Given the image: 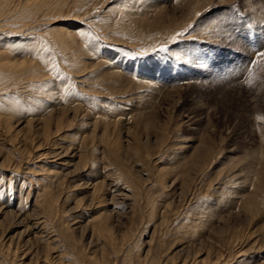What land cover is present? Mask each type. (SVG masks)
Segmentation results:
<instances>
[{"label": "rangeland", "instance_id": "obj_1", "mask_svg": "<svg viewBox=\"0 0 264 264\" xmlns=\"http://www.w3.org/2000/svg\"><path fill=\"white\" fill-rule=\"evenodd\" d=\"M261 52L264 0H0V264H264Z\"/></svg>", "mask_w": 264, "mask_h": 264}, {"label": "snow or ice", "instance_id": "obj_2", "mask_svg": "<svg viewBox=\"0 0 264 264\" xmlns=\"http://www.w3.org/2000/svg\"><path fill=\"white\" fill-rule=\"evenodd\" d=\"M179 37L186 38V34H185V33H178V34H177V38H179ZM174 39H176V38H174ZM159 51H161V52H167L168 49H166V48H161V49H159ZM259 57H260V60H259V61H254V62L252 63V65H251V67L249 68V78H250V79H251V77H252V75H253V71H254V69H255L260 63L264 62V52L259 53ZM189 62H191V58H189Z\"/></svg>", "mask_w": 264, "mask_h": 264}, {"label": "bare ground", "instance_id": "obj_3", "mask_svg": "<svg viewBox=\"0 0 264 264\" xmlns=\"http://www.w3.org/2000/svg\"><path fill=\"white\" fill-rule=\"evenodd\" d=\"M17 65V64H16ZM13 66V65H12ZM1 67H2V65H1ZM3 67H4V65H3ZM7 67H9V66H7ZM17 67H18V65H17ZM6 68V67H5ZM12 69V68H11ZM20 109V108H19Z\"/></svg>", "mask_w": 264, "mask_h": 264}]
</instances>
